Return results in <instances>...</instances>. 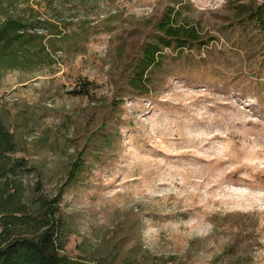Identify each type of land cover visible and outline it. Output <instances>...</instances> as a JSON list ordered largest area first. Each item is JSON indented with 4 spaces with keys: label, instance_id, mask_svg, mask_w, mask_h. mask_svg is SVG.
Masks as SVG:
<instances>
[{
    "label": "rangeland",
    "instance_id": "rangeland-1",
    "mask_svg": "<svg viewBox=\"0 0 264 264\" xmlns=\"http://www.w3.org/2000/svg\"><path fill=\"white\" fill-rule=\"evenodd\" d=\"M261 2L28 0L10 11L41 21L51 64L0 75V120L13 157L28 160L29 189L51 199L63 187L69 258L264 264V31L244 15ZM169 10L200 41L162 49L141 94L129 81Z\"/></svg>",
    "mask_w": 264,
    "mask_h": 264
},
{
    "label": "trees",
    "instance_id": "trees-1",
    "mask_svg": "<svg viewBox=\"0 0 264 264\" xmlns=\"http://www.w3.org/2000/svg\"><path fill=\"white\" fill-rule=\"evenodd\" d=\"M28 0H0V75L11 71H33L51 64L43 38L36 32L40 20L10 13ZM171 10L158 24L159 39L142 50L129 85L133 90L148 92L147 72L159 64V55L171 42L182 50L198 43L200 37L191 27L172 23ZM246 18L253 19L264 31V0L248 8ZM90 85V83H88ZM90 88L76 95H88ZM12 134L0 120V264H91L69 258L64 252L63 222L58 200L63 187L53 198L29 189L24 174L29 173L28 160L14 158L16 146ZM82 165L74 167L79 171ZM67 184V183H66Z\"/></svg>",
    "mask_w": 264,
    "mask_h": 264
}]
</instances>
